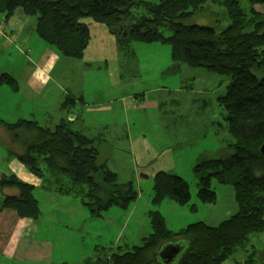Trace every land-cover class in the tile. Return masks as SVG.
Instances as JSON below:
<instances>
[{"label": "rangeland", "instance_id": "obj_1", "mask_svg": "<svg viewBox=\"0 0 264 264\" xmlns=\"http://www.w3.org/2000/svg\"><path fill=\"white\" fill-rule=\"evenodd\" d=\"M240 1L244 6L246 0ZM222 8L209 2L187 22L221 23ZM82 21L88 27V44L82 57L71 58L39 36L34 17L19 20L13 14L5 19L0 13V176L14 172L22 181H34L32 194L39 208L37 219L27 218L26 224L12 209L0 211V264H47L26 246L36 233L38 243L47 235L53 264L58 257L71 261V255L88 256L99 246L138 244L151 231L147 215L151 209L158 210L166 228L175 232L198 221L220 222L232 213L227 206H236L232 186L215 179L211 180L215 200L199 201L194 172L197 162L215 157L233 142L226 113L216 99L228 79L200 67L174 65L166 43L118 42L117 34L126 35L127 28L117 33L90 17ZM61 118L73 130L102 139L106 166L135 194L126 207L113 204L94 215L76 188L70 190L73 183L66 174L54 188L49 172L39 168V176L17 160L16 155L24 152V139L14 138L5 123L29 119L53 127ZM158 171L187 182V204L169 198L152 203L153 176ZM47 222L53 226L40 235ZM124 224L132 227L128 237L120 233ZM250 237L253 248L249 242L237 245L219 264H249L250 253L256 264H264L257 236ZM9 252L14 256L8 257Z\"/></svg>", "mask_w": 264, "mask_h": 264}, {"label": "trees", "instance_id": "obj_2", "mask_svg": "<svg viewBox=\"0 0 264 264\" xmlns=\"http://www.w3.org/2000/svg\"><path fill=\"white\" fill-rule=\"evenodd\" d=\"M209 2L224 8L223 23L187 22ZM256 5L264 6V0H246L244 6L240 0H0L5 19L21 8L25 17L35 18L39 36L71 58L82 57L88 44L84 17L114 30L123 24L128 10L142 11L147 19L144 24L127 28L124 36L113 31L118 33V42L166 43L174 65L200 67L228 79L216 99L226 113L233 142L215 157L197 162L194 172L199 201L215 200L211 185L215 179L232 186L235 211L217 224L198 221L173 232L166 228L161 213L151 209L147 214L151 231L138 244L99 246L79 261L56 264H219L237 245L244 246L251 235L263 232L264 157L259 146L264 142V10L255 9ZM69 123L61 118L48 127L18 119L5 126L14 138L24 139L25 149L16 155L17 160L39 176V168L49 172L54 188L61 182L60 175L66 174L73 183L70 190L76 188L94 215L113 204L126 207L135 194L129 183L119 182L116 172L106 166L102 139L73 130ZM5 186L16 192L3 193ZM33 189V184L13 173L0 176V211L12 209L21 218L36 220L39 208ZM164 198L187 204V182L176 174L156 172L152 203ZM171 242H181L183 247L176 259L165 263L158 254ZM252 256L249 264H256Z\"/></svg>", "mask_w": 264, "mask_h": 264}, {"label": "crops", "instance_id": "obj_3", "mask_svg": "<svg viewBox=\"0 0 264 264\" xmlns=\"http://www.w3.org/2000/svg\"><path fill=\"white\" fill-rule=\"evenodd\" d=\"M26 18V17H25ZM12 173H14V172H12ZM15 174V173H14ZM33 180V179H32ZM31 183L32 184H34V181H31ZM34 190H35V188L33 189V192H34ZM3 193H7V191H5L4 189H3ZM8 193H11V191L10 192H8ZM33 196L35 197V194L33 193ZM36 198V197H35ZM227 207H229L230 208V210H232V213L235 211V209H236V206H227ZM56 209V208H55ZM58 212V211H57ZM57 212H56V215L54 216V218L57 216ZM231 213V214H232ZM1 215V214H0ZM54 215V214H53ZM41 216V215H40ZM263 218H264V213H263ZM28 219H30V218H28ZM21 221V223H24V224H26V223H29L28 222V220H27V218H23V219H21L20 220ZM142 223V220H139L138 221V225L139 224H141ZM218 223V222H217ZM217 223H208V224H210V225H214V224H217ZM32 225V224H31ZM50 226H53V223H52V225H51V223L50 222H47L43 227H42V230H41V233H40V235H43L44 236V232L45 231H49V229H51V227ZM133 231H132V227L130 226L129 227V225H127V224H124L122 227H121V230H120V233L121 234H124V237H128L129 236V233H132ZM35 233H36V231H35ZM257 236V241H259L260 242V245L259 246H261V250L262 251H258V255H259V257H260V259H264V230H263V232H261L260 234H257L256 235ZM34 238H30V241H29V245L27 244L26 246H28V247H30L32 250H34V252H33V255L34 256H36V253L39 255H42V258H43V261H45V263H47V264H49L50 263V256L52 255V253H53V248H52V245H51V243H50V241H49V239H48V237H47V235H45V238H42V237H39V243L37 242V233L35 234V236H33ZM34 239V240H33ZM250 239H251V237H249V239H248V241L245 243V244H247L248 242H249V247H254V244H253V242H254V240H255V236H253V242H250ZM262 243H263V246H262ZM96 246V245H95ZM244 246H246V245H244ZM244 248H246V247H244ZM254 250H255V248L253 249V253H254ZM250 254H252V253H250ZM10 256H14V252H9V254H8V257H10ZM55 256V255H54ZM83 257H84V255H82V254H77V255H71V259H69V260H71V261H79V260H81V259H83ZM58 258H61V257H58ZM56 259V260H54L53 261V264H56V263H60L61 261H68L67 259Z\"/></svg>", "mask_w": 264, "mask_h": 264}, {"label": "water", "instance_id": "obj_4", "mask_svg": "<svg viewBox=\"0 0 264 264\" xmlns=\"http://www.w3.org/2000/svg\"><path fill=\"white\" fill-rule=\"evenodd\" d=\"M134 12H137V11H134ZM134 12L128 10L126 15L123 18V24L114 28V30L121 31V29L123 28L124 29L132 28V26H138V25L144 24V22L147 20L144 16V13L142 11L137 12V16L134 17ZM14 14L19 20L26 19L25 16L23 15V11L21 8H17ZM259 152L261 156L264 157V142L260 144ZM1 176H3V174ZM182 247H183V243L181 242L167 243L162 247L158 255L165 263H170L180 255Z\"/></svg>", "mask_w": 264, "mask_h": 264}]
</instances>
